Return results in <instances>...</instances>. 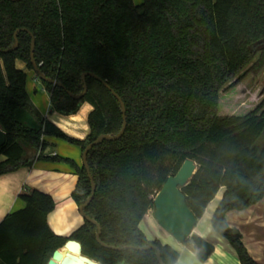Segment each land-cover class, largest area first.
Wrapping results in <instances>:
<instances>
[{
    "label": "trees",
    "instance_id": "obj_1",
    "mask_svg": "<svg viewBox=\"0 0 264 264\" xmlns=\"http://www.w3.org/2000/svg\"><path fill=\"white\" fill-rule=\"evenodd\" d=\"M34 59L40 70L64 85L45 82L52 109L69 116L84 103L90 131L84 139L68 136L42 115L26 91V73L16 67ZM0 176L36 160L69 164L78 176L71 194L79 206L91 193L83 165L47 154L45 137L78 145L82 152L101 134L116 135L122 126L118 100L92 72L121 97L126 128L116 140H103L87 153L96 189L85 213L101 227L109 246L160 248L165 264L178 251L149 240L140 223L170 175L186 159L197 169L181 188L197 219L224 187L211 217L213 229L226 238L242 264H258L238 229L226 221L230 210L244 209L264 197V92L242 114L220 115V93L238 87L248 75L264 71V0H0ZM24 207L0 222V264H47L68 240L101 264H159L155 250L122 251L103 247L97 227L87 220L64 237L47 217L53 198L38 190L20 194Z\"/></svg>",
    "mask_w": 264,
    "mask_h": 264
},
{
    "label": "crops",
    "instance_id": "obj_2",
    "mask_svg": "<svg viewBox=\"0 0 264 264\" xmlns=\"http://www.w3.org/2000/svg\"><path fill=\"white\" fill-rule=\"evenodd\" d=\"M133 1L135 4L143 2V0ZM16 67L25 71L27 76L26 91L38 111L68 136L80 140L84 139L90 131L88 114L92 110V106L84 103L76 114L69 116L57 113L52 109L49 94L43 87L41 92L37 93L34 83L31 84V87L29 86L28 81L30 79L37 80L33 70H28L22 60L16 61ZM0 129L2 130L1 127ZM45 138L49 143L48 151L52 148L53 156L59 155L63 158H70L77 165H82L83 152L80 146L54 136ZM77 181L78 176L69 164L46 159L36 160L31 166L22 167L14 172L1 175L0 222L7 214L24 207L25 203L20 198L21 193L38 190L49 194L55 202V208L49 213L46 221L52 231L59 236H70L73 231L84 223L79 206L71 196ZM224 191V187L218 191L214 199L206 207L203 216L198 219L197 225L193 230L194 233L203 238L205 235H209L211 242H213L211 244H214L215 248L207 258L208 260L202 263L197 258V249L191 241L181 244L173 240V244L171 241L172 236L167 233L164 239L179 253L178 261L175 264H239V260L235 256L236 253L227 240H225V243L222 242L210 227L208 229L205 227L201 231V226L198 224L201 221H205V219H211L223 197ZM214 201L215 204L213 205ZM149 211L141 223L145 220L154 221L151 219ZM226 221L230 227L240 231L242 242L249 254L258 261V264H264V197L244 209L228 211L226 213ZM154 223L150 227L151 233L149 235L145 227L144 229L142 228L143 233L149 240L159 239L161 234L155 221ZM154 234H157L156 237H153Z\"/></svg>",
    "mask_w": 264,
    "mask_h": 264
},
{
    "label": "water",
    "instance_id": "obj_3",
    "mask_svg": "<svg viewBox=\"0 0 264 264\" xmlns=\"http://www.w3.org/2000/svg\"><path fill=\"white\" fill-rule=\"evenodd\" d=\"M25 30L27 31L31 36V52H30V58L31 63L33 66V72L37 74L38 78L51 83L53 85H58L62 88H65L63 84L57 82L56 80L51 79L50 77H47L39 68L38 64L36 63L34 59V48H35V40L34 35L26 30V29H17L14 33V46L12 49H16L18 46V38L17 34ZM0 51L6 52L7 50ZM91 76L103 83V85L113 94V96L118 100L120 106H121V112H122V126L120 131L116 135L111 134H101L99 135L93 142L89 143L86 148L84 149L82 153V165L85 167L89 179L91 181V193L89 197L79 205V211L84 220L89 221L90 223L94 224L97 227L96 232V240L97 242L102 245L103 247L110 248L113 250H126V249H134V250H155L156 257L159 262V264H165L163 262V259L161 257V251L160 248L154 244H149L146 246H132L127 245L123 247H114L109 246L101 241L100 239V233H101V227L97 223V221L92 218H90L84 211V209L87 207V205L90 203V201L93 198L96 186L94 183V180L92 178V175L90 174V169L87 163V153L88 151L95 145L99 144L103 140H116L119 139L126 128V116L125 112V104L122 101L121 97L108 85V83L104 80H102L97 74L92 72H85L82 74V83H83V90L80 94H73L70 91H67L69 96L72 98L80 99L82 98L85 93L87 92V84H86V77ZM5 142V133L3 130L0 129V147ZM47 154H52V148L47 152ZM197 166L196 163L191 159H186L181 167L179 168V171H177L174 175H170L164 184L162 185V188L157 192L155 198H154V212L153 216L158 224V226L166 231L168 234H170L177 243H187L188 241H191L193 245L197 249L196 256L200 261L204 262L208 260L207 258L209 255L214 251V244H211V242H208L200 235L193 232L195 226L197 225L198 219L195 217L193 212L191 211L186 203V199L184 194L181 191V188L185 186L191 177H193V174L196 172ZM62 249H65L62 251ZM47 264H101L82 253V245L77 240H68L63 247L56 249L52 256L49 258Z\"/></svg>",
    "mask_w": 264,
    "mask_h": 264
},
{
    "label": "rangeland",
    "instance_id": "obj_4",
    "mask_svg": "<svg viewBox=\"0 0 264 264\" xmlns=\"http://www.w3.org/2000/svg\"><path fill=\"white\" fill-rule=\"evenodd\" d=\"M36 76V75H35ZM34 83L35 87L37 88V93H40L42 90V83L39 79L35 80L34 79H30L28 81L29 86L31 87V84ZM261 92H264V71L258 75L255 78H251V75H248V77L246 78V80H244L238 87H235L233 89H231L230 91L227 92H222L220 93V97H219V110L218 113L220 115H225V114H242L245 113V111L247 112V109L250 108L252 106V104H254L259 97H261ZM217 202V201H216ZM215 204V201L213 202V205ZM153 212L154 209H150L149 211V215L151 216V219L155 220L154 216H153ZM145 220L144 222H142L140 225V229L142 230V228L147 230L148 235L151 233V228L155 223L154 221H148ZM157 224V222H156ZM200 227V230L202 231L203 229H205V227L208 229L209 227L211 228V230L214 232V234L220 238V240L222 242L225 243V240H227L226 238L222 237L221 235H219L218 233H216V231L213 229L212 227V223H211V219H205V221H201L198 223ZM158 226V224H157ZM158 230L161 233L160 237H159V242H161L162 244H169L168 242H166L167 240L164 239V236H166L167 232L164 231L163 229H161L158 226ZM152 235V234H151ZM157 234H154L153 237H156ZM166 238V237H165ZM171 241L173 242V240H175L173 237H171ZM205 240H207L208 242H211V239L209 237V235H205L204 237ZM177 242V241H176ZM213 243V242H211ZM174 244V242H173ZM237 260H239V264L241 263V260L238 258L237 255H235ZM197 262V261H196ZM199 263H201L199 261ZM203 263V262H202Z\"/></svg>",
    "mask_w": 264,
    "mask_h": 264
},
{
    "label": "bare ground",
    "instance_id": "obj_5",
    "mask_svg": "<svg viewBox=\"0 0 264 264\" xmlns=\"http://www.w3.org/2000/svg\"><path fill=\"white\" fill-rule=\"evenodd\" d=\"M65 249H62V251H64Z\"/></svg>",
    "mask_w": 264,
    "mask_h": 264
}]
</instances>
